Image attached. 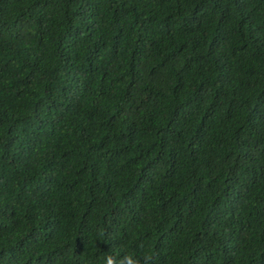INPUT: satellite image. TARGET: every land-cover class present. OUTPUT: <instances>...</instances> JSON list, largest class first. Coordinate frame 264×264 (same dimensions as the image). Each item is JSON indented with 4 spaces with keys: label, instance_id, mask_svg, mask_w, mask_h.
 Returning <instances> with one entry per match:
<instances>
[{
    "label": "trees",
    "instance_id": "obj_1",
    "mask_svg": "<svg viewBox=\"0 0 264 264\" xmlns=\"http://www.w3.org/2000/svg\"><path fill=\"white\" fill-rule=\"evenodd\" d=\"M264 264V0H0V264Z\"/></svg>",
    "mask_w": 264,
    "mask_h": 264
},
{
    "label": "clouds",
    "instance_id": "obj_2",
    "mask_svg": "<svg viewBox=\"0 0 264 264\" xmlns=\"http://www.w3.org/2000/svg\"><path fill=\"white\" fill-rule=\"evenodd\" d=\"M152 260L151 256H145L143 258V264H150V261ZM104 264H141V261L137 258H134L131 255H126L119 260L115 259L110 254H105L104 257Z\"/></svg>",
    "mask_w": 264,
    "mask_h": 264
}]
</instances>
